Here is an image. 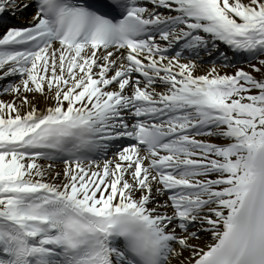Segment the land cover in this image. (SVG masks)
<instances>
[{"label": "snow or ice", "instance_id": "1", "mask_svg": "<svg viewBox=\"0 0 264 264\" xmlns=\"http://www.w3.org/2000/svg\"><path fill=\"white\" fill-rule=\"evenodd\" d=\"M0 264H264V0H0Z\"/></svg>", "mask_w": 264, "mask_h": 264}]
</instances>
